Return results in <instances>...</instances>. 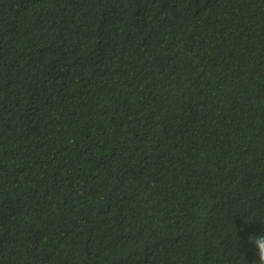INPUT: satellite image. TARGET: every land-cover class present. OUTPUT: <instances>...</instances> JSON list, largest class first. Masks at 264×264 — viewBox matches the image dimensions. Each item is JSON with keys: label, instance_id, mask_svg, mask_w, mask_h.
<instances>
[{"label": "trees", "instance_id": "16d2710c", "mask_svg": "<svg viewBox=\"0 0 264 264\" xmlns=\"http://www.w3.org/2000/svg\"><path fill=\"white\" fill-rule=\"evenodd\" d=\"M264 0H0V264H254Z\"/></svg>", "mask_w": 264, "mask_h": 264}, {"label": "clouds", "instance_id": "9594fccd", "mask_svg": "<svg viewBox=\"0 0 264 264\" xmlns=\"http://www.w3.org/2000/svg\"><path fill=\"white\" fill-rule=\"evenodd\" d=\"M248 244L256 252L254 264H264V232L261 234H249Z\"/></svg>", "mask_w": 264, "mask_h": 264}]
</instances>
